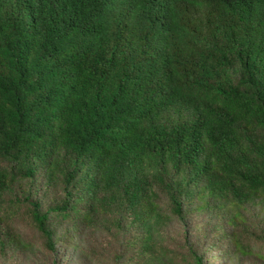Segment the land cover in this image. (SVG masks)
I'll return each instance as SVG.
<instances>
[{
	"label": "trees",
	"instance_id": "trees-1",
	"mask_svg": "<svg viewBox=\"0 0 264 264\" xmlns=\"http://www.w3.org/2000/svg\"><path fill=\"white\" fill-rule=\"evenodd\" d=\"M121 8L154 27L152 64L123 57ZM34 250L264 258V0H0V264Z\"/></svg>",
	"mask_w": 264,
	"mask_h": 264
},
{
	"label": "clouds",
	"instance_id": "clouds-1",
	"mask_svg": "<svg viewBox=\"0 0 264 264\" xmlns=\"http://www.w3.org/2000/svg\"><path fill=\"white\" fill-rule=\"evenodd\" d=\"M120 22V23H119ZM113 23H119L123 32L121 42L125 45L123 48V57L133 52L132 61L137 65H150L155 57L159 58L158 52L160 44L153 32L152 24L144 23L138 26L132 8H121L119 13L113 16Z\"/></svg>",
	"mask_w": 264,
	"mask_h": 264
},
{
	"label": "rangeland",
	"instance_id": "rangeland-1",
	"mask_svg": "<svg viewBox=\"0 0 264 264\" xmlns=\"http://www.w3.org/2000/svg\"><path fill=\"white\" fill-rule=\"evenodd\" d=\"M194 216H196L194 218ZM203 217V213L202 214H194L192 216H190V220H192V225H194L195 223H198L199 224H204L202 225L200 228L203 230L205 229L204 226L206 224V221L202 219ZM27 235H30V231L27 233ZM180 235V229L178 227V225L174 226L171 228V230L169 231V233L167 234V239H169V241H178V237ZM219 237L220 235H216V239L219 240ZM102 241L103 244H100V245H106V241H107V238L105 236H100V242ZM222 249V247H221ZM36 251L35 253L31 254V259H32V263H30V261L28 260L26 253H22V252H18L17 254L18 257L15 259L16 262L18 264H45L43 261L44 260H53L51 259L50 256H48L46 253L44 252H38L37 250H34ZM16 254V255H17ZM61 255H64V254H61ZM240 264H264V258L259 260V259H256L255 257H246V258H243V261L242 263Z\"/></svg>",
	"mask_w": 264,
	"mask_h": 264
}]
</instances>
